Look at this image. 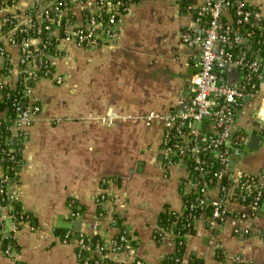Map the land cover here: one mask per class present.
<instances>
[{
  "label": "crops",
  "instance_id": "0c3cea01",
  "mask_svg": "<svg viewBox=\"0 0 264 264\" xmlns=\"http://www.w3.org/2000/svg\"><path fill=\"white\" fill-rule=\"evenodd\" d=\"M56 0H17L0 7V20L10 15L17 25L42 22L43 10ZM61 10L54 52L49 63L53 76L39 78L30 88L41 111L24 130L22 163L12 186L15 200L30 217L12 233L14 219H4L0 234V264H80L76 256L78 233L102 240L116 237L121 230L129 235V248L109 255L113 263L163 264L175 252L173 233L164 232L157 242L158 216L164 207L180 213L181 189L186 170L181 166L164 169L159 142L160 123L144 124L149 112L165 114L177 110L191 96L190 77L196 71V52L180 40L181 32L194 24V10L204 0H192L188 13H181L176 0H139L120 13L112 37L101 34L95 47L77 46L65 35L85 26L95 11V0H65ZM259 10L264 21V0H247ZM119 11V10H118ZM231 14H225L229 19ZM61 19V20H60ZM57 26V27H56ZM0 31V75L5 86L14 89L19 77L20 47ZM40 39L32 37L31 47ZM34 68L41 61H32ZM228 85L239 84L241 74L234 65L217 70ZM62 78L61 83L55 77ZM0 111V121L6 118ZM234 130L247 137L237 156L230 160L233 178L240 174L261 175L264 187V85L235 113ZM15 133V132H14ZM259 134L255 149L248 148L249 136ZM14 137L13 134H11ZM2 167L0 165V175ZM101 192L108 198L95 203ZM211 189L206 198H216ZM71 201V202H70ZM79 213L71 218L68 204ZM104 210L100 219L99 210ZM227 218L208 226L201 213L193 222L194 232L185 235L180 264H264V203L252 213L246 204L228 202ZM246 217L235 220L234 215ZM251 214V215H250ZM114 216L122 218L113 226ZM79 222V228L74 227ZM56 228L64 229L62 237ZM251 230L247 236L233 229ZM69 238H64L65 233ZM11 242L12 254L4 252ZM216 247L223 260L216 256Z\"/></svg>",
  "mask_w": 264,
  "mask_h": 264
},
{
  "label": "built area",
  "instance_id": "2783aa9c",
  "mask_svg": "<svg viewBox=\"0 0 264 264\" xmlns=\"http://www.w3.org/2000/svg\"><path fill=\"white\" fill-rule=\"evenodd\" d=\"M119 5V0H95V11L87 16V24L73 28L65 35V39L80 47H95L100 42L101 34L111 38L119 15ZM226 13L231 14L229 19L225 16ZM60 14L61 10L54 4L43 10V29L49 36H52L54 25L58 26ZM6 17H2L0 25L7 21ZM16 26L17 23L13 33ZM9 40L15 43L12 35ZM29 40L30 38H27L15 43L20 47L17 82L20 80L22 85L23 81L24 85L27 82L34 84L39 78L53 76V68L49 63L51 54L46 52L48 42L40 40L36 47H31ZM180 40L196 52V71L190 77L191 96L172 112H149L144 118V124H161L159 146L164 159L162 165L165 170L173 166L185 168L182 191L191 189L200 194L195 199L194 206L211 207L206 222L212 227L227 218L228 202L246 204L253 214L257 207L264 203V187L259 181L261 175L240 174L233 178L230 167L231 158L239 154L247 141L246 136L234 130L235 113L248 98L258 92L261 84L264 85V21L259 10L251 7L247 0H204L194 10V24L181 32ZM0 56H4L1 46ZM34 59L41 61L40 68L33 67ZM228 65H234L241 74L242 80L239 84L228 85L219 78L217 70H222ZM55 82L61 83L62 78L56 76ZM4 86L0 81V89ZM32 86L27 84L22 89L21 97L24 101L21 104L16 99L12 101L11 107L15 116H6L4 119L9 123L10 133L22 138V141L25 128L41 111L36 98L27 100ZM4 182L6 186L2 185ZM14 183L15 180L7 178L2 169L0 201L5 190L8 189L10 194L6 205L2 206L0 202V234L5 232L4 219H14L11 205V201L15 200L12 189ZM211 189H216L218 195L216 198L207 199L206 193ZM249 195H252V199L246 203ZM107 200L101 192L95 198V203L105 208ZM68 206L71 218H78L79 213L72 210V203ZM99 211V218H104V210L101 208ZM233 217L235 220H241L246 216L238 214ZM23 223V220L15 222L12 225V233H16ZM233 231L243 236L251 232L237 228ZM64 238H69L68 232ZM90 239L83 233H78L75 239L76 256L80 264L113 263L109 255L122 253L129 248L130 239L126 230H121L114 238L97 241L95 244L88 243ZM4 252L12 254L11 242L5 243ZM234 262L240 263L239 257H235ZM129 264L142 262L134 260Z\"/></svg>",
  "mask_w": 264,
  "mask_h": 264
},
{
  "label": "trees",
  "instance_id": "16d2710c",
  "mask_svg": "<svg viewBox=\"0 0 264 264\" xmlns=\"http://www.w3.org/2000/svg\"><path fill=\"white\" fill-rule=\"evenodd\" d=\"M16 1L17 0H0V7L15 4ZM137 1L139 0H119V12L124 13L131 3ZM176 2L178 3L179 10L181 13L185 14L189 11L193 12V10L191 9L192 0H176ZM53 4L56 5L60 10H62L68 5V2L65 0H56ZM103 16H105V14ZM6 19L7 21L0 25V31L4 34H7L12 31L16 24V20L12 16L7 15ZM44 25L45 22L43 20L39 24L34 21L29 27L17 25L15 32L12 34V38H14L15 43H20L27 38L37 37L43 42H48L46 52L52 53L54 52L57 39L56 37L49 36L47 34V32L43 29ZM255 47L256 46L254 45L253 48ZM8 66V62L5 61L3 67L0 68V75L5 74V70L9 68ZM19 81L16 83L14 89L9 88L8 86H4L0 89V111H5L7 114L6 116L8 118H12L15 116V112L11 107L12 101L16 99L21 104L24 101L21 97L22 89H24L27 84L28 86L33 85V83L28 82L24 85V81L22 85L19 83ZM8 126L9 123L7 121H0V157L2 156L0 165L3 169L4 175H6L7 178L14 179L15 181H17L18 172L22 163L21 150L23 146V141L22 138H18L16 136L12 137L10 131L8 130ZM5 184L6 182L2 183L3 186H6ZM181 193L183 198L182 211L178 213L173 210H170L168 207H164L163 211L158 216V230L154 232L155 241L158 242L164 232L170 231L171 233H173V242L175 244V252L171 255L165 256L162 260L163 264H180V258L185 242V235L192 234L194 232L193 222L201 213H204L206 216H209L211 212V207L209 206H194L195 204L193 203L195 199L200 196L198 192L194 193V191L191 189L183 192L181 189ZM9 194L10 191L8 189L3 192V199L2 201H0L2 206L7 204ZM251 199L252 195H249L247 197L246 203H249ZM11 205L15 222H18L19 220L30 222L29 215L21 210L16 200H12ZM73 209L74 211L79 210L76 209L75 205ZM79 211H82V208ZM113 221L114 226H119L122 221V218L114 216ZM54 232L55 234L62 237L64 234V229L56 228ZM101 240L102 239H100L98 236H94L88 241V243L95 244V242H100ZM3 242L6 243L7 239H4ZM216 256L219 260L224 259L220 249L216 250ZM192 262L201 264V260L199 259H194ZM109 264L115 263L109 262ZM239 264H243V262H240Z\"/></svg>",
  "mask_w": 264,
  "mask_h": 264
},
{
  "label": "water",
  "instance_id": "95a60500",
  "mask_svg": "<svg viewBox=\"0 0 264 264\" xmlns=\"http://www.w3.org/2000/svg\"><path fill=\"white\" fill-rule=\"evenodd\" d=\"M259 139H260V135L259 134L252 133L249 136L248 148L249 149H255L256 146H257V143H258ZM74 227L76 229H78L79 228V222H75Z\"/></svg>",
  "mask_w": 264,
  "mask_h": 264
}]
</instances>
